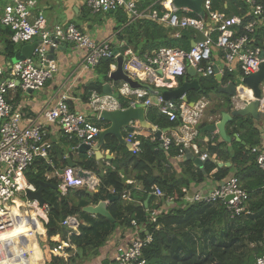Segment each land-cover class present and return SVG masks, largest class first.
<instances>
[{
  "label": "built area",
  "instance_id": "obj_1",
  "mask_svg": "<svg viewBox=\"0 0 264 264\" xmlns=\"http://www.w3.org/2000/svg\"><path fill=\"white\" fill-rule=\"evenodd\" d=\"M7 1L0 22L11 30V41L22 44L40 39L32 56L0 64V264H27L29 250L25 246L24 236L27 237L31 231H40L37 221L43 228L49 222L48 204L40 205L38 201L26 198L27 189L36 188L27 177V171L34 161L43 158L55 169L54 172L60 179L58 187L62 195H66L74 187L96 190L100 185L95 175L85 172L81 175L75 167L67 166L63 171L56 169L50 155L53 145L47 138L45 127L48 124H56L64 137L78 141V144L73 146L74 149L81 143L95 145L101 127L87 114L73 110L67 95H63L54 105L45 108L40 117L29 120L25 125L24 112L21 107L9 102V93L17 87L25 92L41 90L59 70L58 62L49 56L50 48H58L63 42L73 43L85 51L83 59L87 68L97 67L105 58L116 59V55H113L111 41H98L74 23L49 25L43 12H33L37 0ZM83 2L94 14L122 9L128 23L150 19L172 28L177 33L180 29L194 28L203 35L189 50L163 46L141 55L134 48L127 46L122 52L127 57L123 68L133 78L142 82L146 80L150 85L168 87L170 84L166 79L188 75V68L191 66L201 77L234 74L233 81L237 89V95L233 97L235 106L243 107L255 99L253 89L244 79L259 71L264 62V48L256 44L258 35L264 31V5L259 0H244L249 8L241 15H227L225 12L214 10L212 0H203L202 15H190L192 11L189 8L178 7L174 0H155L146 7L141 6L143 0ZM111 66L114 69L117 67L116 63ZM261 89L260 110L264 114V81ZM241 90L246 94L251 92L253 98L243 97ZM119 91L123 96H135L130 101V106L138 103H144L146 108L154 106L146 90L132 89L125 83ZM157 99L156 107L161 113L170 121H180L174 131L162 133L160 140L163 149L168 151L174 142L182 145V151H185L183 154L191 153L202 162L206 161L209 154L199 146L197 139L201 134L199 127L204 121L209 101L202 99L191 105L183 97L177 101L166 99L163 94ZM90 103L98 113L104 109L127 108L112 94L94 92ZM136 128V124L131 122L126 136L134 153L141 149ZM94 152L93 149L88 150V157L93 156ZM252 152L256 155L259 168L264 172V146H255ZM183 192V203L224 202L232 217L252 212L249 193L235 174L230 175L210 192L190 193L187 187L183 188ZM153 193L159 198L164 197L165 200L161 207L149 211V220L156 222L167 204L175 203V198H165V192L160 187H156ZM17 209L23 211L19 213ZM74 220L73 216H69L62 224L73 227ZM132 222L137 224L138 220L133 219ZM144 233L132 237L128 246L118 251L109 264H146L143 249L152 241L153 236L148 231ZM65 255L67 254H64V258ZM255 264H264V254L257 257Z\"/></svg>",
  "mask_w": 264,
  "mask_h": 264
},
{
  "label": "trees",
  "instance_id": "obj_2",
  "mask_svg": "<svg viewBox=\"0 0 264 264\" xmlns=\"http://www.w3.org/2000/svg\"><path fill=\"white\" fill-rule=\"evenodd\" d=\"M153 1L155 0H143L141 6L146 7ZM259 2L264 5V0ZM212 7L227 15H241L249 8L244 0H212ZM116 12L122 22L127 21L122 9ZM190 15L196 14L191 12ZM174 32L172 28L156 21L142 19L128 23L122 38L128 45L133 46L137 53L143 55L163 46L189 50L193 41L203 37L194 28L180 29L177 36L172 35ZM256 44L264 48V31L258 35ZM16 45L10 40L8 45L10 58L16 53ZM114 63H116L114 58L103 59L95 67L97 73L103 75L105 80H110L108 74ZM234 78V74L227 73L223 76V82L233 81ZM182 80L183 77H180V81ZM220 83L216 76L201 77L200 88L189 92V101H197L202 96L208 97L211 92H218ZM84 89L88 95L93 91L102 94L104 85L98 80L85 85ZM120 98L122 99V96ZM224 102V106L227 105L226 111L230 112L232 98L227 95ZM222 105L216 106L220 107L219 114L223 111ZM147 118L162 130L178 126L180 123V121H170L156 106L148 108ZM94 121L101 128L108 126V123L102 119ZM207 122L201 123L199 127L201 134L209 124ZM227 131L232 141L222 140L215 143L216 138L219 139V136H216L209 137L205 142L203 150L208 152L209 158L203 161L202 165L197 163V156L187 154L182 164V177L169 165L171 156L185 152L182 151V145L173 142L170 149L165 151L158 138L152 140L140 137L141 149L133 154L119 144L113 135H108L104 149L119 154V157L113 160L115 169L108 168L106 173H103L97 166L96 158L86 155L81 162L83 168L93 170L101 178V185L96 193L90 194L83 189L72 194L70 189L66 195H62L54 188L45 189L44 197L49 202L47 209L49 222L39 232L34 233L36 258L33 260L28 256V264L76 263L77 260L87 256V250L102 246L120 222L127 220L130 223L133 218L139 223H145L148 232L153 236L152 241L143 249L146 264H255L257 257L264 254V172L259 168L256 155L252 152L253 147L261 145V132L251 115L235 116L227 124ZM236 134L240 136L241 141L236 140ZM66 141L72 146L78 144L77 140L66 139ZM50 155L56 167L60 166L58 156H61L62 164L67 165L63 150L56 152V149H53ZM219 161H231L232 165L220 167ZM130 166L136 173L135 180L143 186L142 192L136 189L134 184L126 183ZM29 170L27 171L29 181L37 184L38 180L46 179L45 172L53 170V167L43 158H38ZM231 172L238 176L241 185L249 193V205L252 210L250 214L232 217L224 202L197 201L181 203L173 210L159 215L156 222H152L149 220L150 212L144 202L125 204L123 201V196L127 192H132L133 196L139 194L137 196L144 201L156 187H160L165 192V198L173 197L175 202H181L184 195L183 188H188L192 182L200 183L210 177L222 181ZM51 181L55 185L59 184L57 179ZM112 190L117 198L109 205V210L115 221L105 216L92 217L85 212L84 207L89 204L107 200ZM149 199L148 208H159L165 201L163 197L152 205L151 203L157 200V196L153 193ZM17 211L20 213L23 210L17 209ZM128 215L133 218L129 219ZM69 216L75 218L73 227L62 224ZM239 241L244 248L238 253L235 242ZM71 252L74 253L65 260L64 254Z\"/></svg>",
  "mask_w": 264,
  "mask_h": 264
},
{
  "label": "crops",
  "instance_id": "obj_3",
  "mask_svg": "<svg viewBox=\"0 0 264 264\" xmlns=\"http://www.w3.org/2000/svg\"><path fill=\"white\" fill-rule=\"evenodd\" d=\"M7 2H8L7 0H0V17H1V14L3 13V9ZM33 12L34 13L43 12V15L46 17L49 25H55L59 23L61 24L62 23H74L77 25L78 28H80L83 31H86L91 37H93L94 39L98 41H103V40L111 41L114 50H117L121 53L124 50H126L127 46L133 48V46L128 45L127 41H125L122 38L124 35V29L128 25V21L122 22L117 12L94 14L89 10V8L86 6L83 0H37V6L34 8ZM10 35H11V30L0 22V64H6V63L13 62L12 58L14 55L12 56V58L8 56V45L11 40ZM172 35L177 36L178 33L174 32ZM39 41L40 39L37 38L33 42H39ZM33 42L17 44L16 52L20 51L24 45L32 44ZM65 47L66 48L56 49L55 60L58 62L59 70L56 72L55 76L52 79L46 82L45 86L41 90L25 92V91H22L21 88L17 87L16 89H13L10 91L8 100L13 105L22 108L24 112V124L25 125L30 122L29 120L33 121L37 119L38 117H40L42 111L45 108L54 105L59 99H61V97H63V95L68 96L69 104L73 110L80 111V112L87 114L88 116L91 117L93 121L97 120L100 117L101 112L98 113L94 111L90 103L91 97L93 93L96 91H93L91 95H88L84 87L85 85L98 81V80L102 81L103 85L105 83H110L112 87L114 88V94L112 95H114L116 98L120 100V102H122L123 107L130 106V101L134 99L135 96H128V97L123 96L121 95L119 91L120 87H122L125 83L116 82L111 79L105 80L103 75L100 76L97 73L96 68L85 67L84 59H83L85 51L83 49L76 47V45L73 43H66ZM33 53L34 51H31V56L33 55ZM116 65H117V61H116ZM113 70L114 68L111 66V71ZM111 71L109 72L108 76L110 75ZM181 77H183L182 81H180V77L166 79V81H168L170 84V86L168 87H163V86L158 87L155 85H151V86L155 88L156 90L165 91V90L176 89L184 82L191 83L193 81H196L197 84L195 83V87L186 93L187 97H188L189 92H191L192 90H199L201 76L199 75L194 76L192 74H189L188 72V75L181 76ZM229 82L231 81H228V82L222 81L220 85H225V84H228ZM144 83L148 84V81L144 80ZM102 94H105V93L103 92ZM120 96H122V99L120 98ZM226 96H227L226 93L220 92L218 90V92H211L208 97L202 96L198 98L197 101H189V98L187 101L191 105H193L194 103L202 99L209 101L207 108L210 107L211 114L209 113L208 114L209 118L207 120L204 119L203 122L205 123L206 121H208L207 124L208 123L211 124V123H214V120L213 121H210V120L214 117V115L215 117L217 115V114L212 113L214 108L212 109L211 106L214 104V106L216 107L218 105L223 104L221 109H223V111H226L227 105L224 106L225 104L224 99L226 98ZM245 98H249V93L245 94ZM251 98L252 96L250 97V99ZM175 99L177 100L180 98H175ZM148 108L149 107L146 108V117H147ZM216 108L220 109V107H216ZM216 112L218 113V110ZM217 119H218L217 121H219L220 117ZM254 120H255L256 126L261 132L260 133L261 145L264 146V114H262L261 119L259 120L254 119ZM132 122H134V124H136L137 126L136 132L138 133L139 140H140V137H146L152 140H155L156 138H158L160 140L161 136H158L156 134L158 130H161L162 133L165 134V133L174 131L175 128L177 127V126L169 127V128H165L162 130L158 128V126L153 124L154 127L152 129V128L142 127L138 121H132ZM128 127L124 129L125 138L127 136ZM45 128L47 132V138L49 141L52 142V145H53L51 148V152H53V149H56V152L58 150L59 151L63 150L64 158L67 160V157H70L73 162H76L77 165L75 168L79 172L82 170L85 173L95 175L99 179L100 185H101V178L99 174L95 173L93 170L85 169L81 166V162L83 161L84 156L86 155L88 157V154L81 153L77 149H74V147L68 141H66L67 138L64 137V135L60 132L56 124H48ZM226 130H227V126H226ZM210 134L212 136H209ZM216 136L217 137L219 136V139L216 138L215 143H218L224 140L219 133H216V132H205L204 133L202 131V134H200V136L197 139L199 146H202L201 148L203 149L204 144L208 140V138L216 137ZM237 137L240 138L238 134H236V137H235L236 140H238ZM238 141H241V138ZM118 143L121 144L119 141ZM140 144H141V140H140ZM121 145H123L126 149L132 151L130 146H126L124 144H121ZM100 151L101 152H99L97 155L96 150H95L94 155L91 156V157L96 158L97 166L99 167V170H101L103 173H106L107 171L106 169L108 168L115 169L116 166L115 164H113V160L117 159L119 157V154H117L116 152H111L109 149H104V145L102 146ZM132 153L134 154V152ZM57 158L60 163V166L56 167L58 171H62L65 167L69 166L68 162H67V165L65 166L62 164L63 161H62L61 156H58ZM186 158H187V154H179L176 156H171L169 158L170 167H173L177 171L180 177L183 176L182 164L185 162ZM219 162L224 163V162H231V161H219ZM223 166H228V165L224 164ZM128 169H129L128 170L129 174H127V176L122 175L123 177L125 176L127 177L126 183L134 184L136 189L142 192L143 186L135 180L136 173L132 170V166H130ZM54 170L55 169L53 168V170L45 172L46 181L53 183L51 179H57L60 182V179L59 177H57ZM232 174H234V172H231L229 176ZM229 176H227V178ZM222 181H216L215 179L210 177L200 183L192 182L190 186L188 187V189L190 193H195L198 191L210 192L214 190V188H216ZM100 185L96 190H89L86 187L79 186V187L71 188L72 189L71 191L73 194L75 191L84 189V190H87L90 194H93L98 191V189L100 188ZM56 191H59V190H56ZM152 193L153 192L150 193L149 197H147L146 199H144V201H142V199L137 196L139 194H136V196H133L132 192H127L125 193L126 196L125 195L123 196V201L125 204H128V203L142 204L144 202V205L145 207H147V210L151 211L155 209L152 207L148 208L149 202H150L149 198L152 195ZM113 194H114V190H112V194H111L113 197L112 201H114L115 198H117V196ZM108 199L105 201H107V209L110 212L109 205L112 203V201H108ZM160 199L161 198L157 197V200L153 201L151 204L152 205L156 204L157 201H159ZM181 203H183V201L167 204L166 208L164 209V212H166V209H170V211L171 209L173 210L175 207H178ZM97 204L98 203H91L88 206L84 207L85 212L92 215V217L103 216V215L93 214L91 212L86 211L87 207L96 206ZM128 217L130 219L131 215H128ZM107 218L111 219L112 221H115L113 216L112 218H109V217ZM133 219H131L130 223H128L127 220L120 222L117 228L115 229V231L107 238V240L102 246H100L97 249L93 248V249L87 250V256L85 258L79 259L76 261V263H72V264H109L114 259L118 251H120L121 249H125L128 246L132 237H134L138 233H141V232L144 233L148 231L147 225L145 223L138 222L137 224H134L132 222ZM39 225H40V222L37 221V226ZM42 228L43 227L39 229L41 230ZM26 233L28 234V232ZM24 238L26 240L25 246L27 250H29L28 256L33 258V260H35L36 258L35 243L33 242V239L32 240L30 239L29 235L27 237L24 236ZM75 251L76 249H74V252ZM74 252H71L70 254L65 253L67 254L65 255L66 256L65 260H67L68 257ZM200 252L201 250L198 247V253ZM42 264H44V262H42Z\"/></svg>",
  "mask_w": 264,
  "mask_h": 264
},
{
  "label": "water",
  "instance_id": "obj_4",
  "mask_svg": "<svg viewBox=\"0 0 264 264\" xmlns=\"http://www.w3.org/2000/svg\"><path fill=\"white\" fill-rule=\"evenodd\" d=\"M175 4L178 7L189 8L192 12L197 14H204L203 11V0H174ZM195 44V41L192 42V45ZM38 42H33L32 44L24 45L20 51H18L15 55V60L19 61L26 56H31V51H34L37 47ZM66 43H61L58 48H50L49 56L52 59H55V51L56 49L66 48ZM113 55H116L117 67L111 71L109 77L111 80L116 82L127 83L132 89H143L146 90L150 95V100L153 105H158L157 97L162 95L166 99H175L183 97L186 101L188 100L187 92L195 87L196 81L193 82H184L179 87L173 90H156L151 85L140 81L139 79L133 78L129 72L125 71L123 68L124 62L126 61V56L123 53L119 54V51L114 50ZM218 70V67H216ZM189 74L194 76L197 75L196 69L193 67L188 68ZM216 78L222 82L223 77L221 75H216ZM264 81V62L260 65V70L245 77L244 82L253 89L255 99L249 101L243 107H237L233 103V97L237 95L236 84L234 81L229 82L225 85H220L218 90L220 92L226 93L228 96L232 98V109L231 111H223L221 114V119L217 122L208 124L203 132H216L221 135V137L226 141H231V137L228 135L226 126L227 124L233 120L235 116H248L251 115L254 119H261L262 112L260 110V98L262 97V89L261 84ZM29 92H32L30 90ZM104 93L105 94H114V88L110 83L104 84ZM235 106V107H233ZM100 119L109 123L107 127H103L97 138V142L95 145L90 146L86 143H81L77 150L81 153L86 154L88 150L93 149L96 150V154L98 155L101 152V148L107 142L106 138L108 135H113L121 144L132 147L131 143H129L124 135V129L127 128L132 121H138L142 127L152 128L153 124L150 123L146 117V106L144 103H138L135 106H129L125 109H104L100 113ZM162 131L158 130L156 134L161 136ZM240 140L239 137H237ZM245 143V142H243ZM68 165L71 167H76V162H73L70 157H67ZM197 163L202 165V161L198 158ZM231 165V162H219V166L223 165ZM63 171V170H62ZM80 173L85 174L82 170ZM35 185V189L28 188L26 191V198L28 200H36L40 205L49 204L47 199L44 197V191L47 187H52L55 190H59L58 185L51 183L49 181L40 179L37 181ZM92 193V192H91ZM112 195L109 196L108 201H112ZM86 211L91 212L93 214L103 215L109 218H112L111 213L107 209V201H100L96 206H89L86 208Z\"/></svg>",
  "mask_w": 264,
  "mask_h": 264
},
{
  "label": "rangeland",
  "instance_id": "obj_5",
  "mask_svg": "<svg viewBox=\"0 0 264 264\" xmlns=\"http://www.w3.org/2000/svg\"><path fill=\"white\" fill-rule=\"evenodd\" d=\"M17 53V52H16ZM16 53H15V55H16ZM15 55L13 56V62H16V60H15ZM249 93V96L251 97V92H248ZM249 97V98H250ZM211 108L213 109V111H212V113L213 114H217L216 115V117H215V115H214V117L210 120V121H213L214 120V122H217V118H219L220 117V119H221V114L219 115V113H217L216 111L217 110H219V109H217V108H215V106H214V104L211 106ZM211 109H210V107L209 108H207L206 110H205V117H204V119L205 120H207L208 118H209V113L211 114ZM214 112H216V113H214ZM172 210V209H171ZM170 211V209H166V212H169ZM198 238H196V240H197ZM200 241V240H199ZM236 243V245H235V249H236V251L239 253V251H241V249H243L244 248V246H242V243L239 241V242H235Z\"/></svg>",
  "mask_w": 264,
  "mask_h": 264
},
{
  "label": "bare ground",
  "instance_id": "obj_6",
  "mask_svg": "<svg viewBox=\"0 0 264 264\" xmlns=\"http://www.w3.org/2000/svg\"><path fill=\"white\" fill-rule=\"evenodd\" d=\"M240 94H242V96L245 97V94H246V93H244V92L241 90V91H240ZM251 96H252V98H253V94H252V93H251ZM38 227L41 228L42 225L40 224ZM39 230H40V229H39ZM29 237H30L31 240L34 238V231H31V234H29Z\"/></svg>",
  "mask_w": 264,
  "mask_h": 264
},
{
  "label": "clouds",
  "instance_id": "obj_7",
  "mask_svg": "<svg viewBox=\"0 0 264 264\" xmlns=\"http://www.w3.org/2000/svg\"><path fill=\"white\" fill-rule=\"evenodd\" d=\"M102 129V128H101Z\"/></svg>",
  "mask_w": 264,
  "mask_h": 264
}]
</instances>
